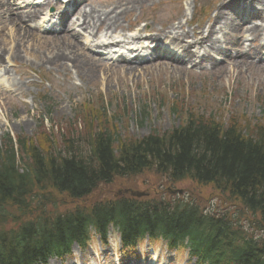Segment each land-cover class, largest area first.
Wrapping results in <instances>:
<instances>
[{
	"label": "trees",
	"instance_id": "1",
	"mask_svg": "<svg viewBox=\"0 0 264 264\" xmlns=\"http://www.w3.org/2000/svg\"><path fill=\"white\" fill-rule=\"evenodd\" d=\"M184 109L174 100L169 110L181 123L142 138L121 137L115 118L90 116L84 131L64 137L57 153L51 136L48 149L18 138L17 150L8 137L0 149V264H33L62 254L91 230L105 238L111 226L129 244L146 234L173 246L188 241L198 264H264V237L250 235L236 219L249 216L264 232V116L262 125L243 115L224 123ZM148 116L143 108L139 126ZM148 172L173 185L212 187L238 214L206 212L183 198L143 201L127 194L89 208L47 212L53 193L83 201L100 187ZM38 202L43 211L34 214Z\"/></svg>",
	"mask_w": 264,
	"mask_h": 264
},
{
	"label": "rangeland",
	"instance_id": "2",
	"mask_svg": "<svg viewBox=\"0 0 264 264\" xmlns=\"http://www.w3.org/2000/svg\"><path fill=\"white\" fill-rule=\"evenodd\" d=\"M134 1L136 0H91L82 8L101 9L120 3L124 7L121 9L125 15L121 13V19L116 26L121 25L122 31L134 21L137 24L145 22L147 27L149 26L147 31L160 34L159 31H165L173 24L186 25L192 11L202 20L190 21V26L185 31L188 32L191 28L194 31L204 29L209 24L214 9L222 2V0H142L143 6L130 5ZM185 1L189 12L180 15L181 4ZM84 9H81L82 13ZM2 11L4 12L1 13ZM257 11V15L261 17L263 13ZM3 16L6 22L2 20ZM250 23L260 24L257 21H251L249 25ZM17 26L27 30L29 34L23 37L24 33ZM0 32V60L2 62L4 58H8V62L10 61L13 66L10 77H1L0 86L8 91L17 92L15 94L20 99L28 102V105H21L0 89V147H3L9 135L14 139L34 140L41 149H48L49 144L46 142L51 136L52 142L56 141L59 149L63 150L64 136L76 137V130L82 132L90 116L104 121L99 109H105L109 117L115 116L118 119L117 129L123 138L146 137L152 130L164 133L180 122V119L172 116L169 111L174 100L184 106V113L212 115L224 123H228L236 115H243L246 120L258 118V122L255 120L252 123L263 124L261 117L264 116V90L262 91L263 85L256 80L264 77V68L249 71L239 62L232 64L230 60H222L225 62V70L221 76L220 73H212L210 70L206 72V66H203V71L195 70V73L182 65V75L177 78L171 71L173 69L170 63L167 66L153 65L145 70L138 68V72H132L130 67L109 66L90 56L88 52L83 51L81 45L69 37L65 40L52 41L47 38L49 35L45 37L39 35L22 25L21 21H14L9 6L3 4L2 0ZM16 35H19L17 40ZM242 35L243 33L238 35L239 45L231 49L233 57L240 50ZM251 45L254 48L256 43ZM75 56L95 66L96 71L86 75L89 71L83 70V67L80 69L81 67L75 64L73 60ZM238 66L239 71L236 69ZM259 73L261 76H258ZM42 97L44 101H41ZM143 107H148L149 116L143 126L139 127V114ZM169 190L183 191L184 194L180 198L201 204L206 212H228L233 215L237 211V207L227 199V196L215 192L212 187H202L192 182L173 185L154 172H148L131 181L117 180L111 186L100 187L90 198L83 201H73L66 196L53 193L51 199L54 205L48 207L56 206L60 212L77 207L89 208L98 202L117 199L124 195L125 191L146 194L148 200H169L175 197L167 195ZM48 197L49 195H45L44 199L47 200ZM32 210L38 211L35 208ZM236 219H239L238 223L247 229L250 235L255 238L264 237V232L258 229L254 219L249 216L241 218L239 214L236 215ZM107 240V243L102 245L99 238L95 237L84 249L73 246L69 256L52 259L47 264H157L159 259L156 260V257L159 254L162 259L170 255L171 264L195 262L188 256L187 250L175 251L173 254L174 252L169 251L163 241L154 242L147 237L144 238V244L135 250L120 253L119 235L112 228L109 230ZM116 257L119 259L116 260Z\"/></svg>",
	"mask_w": 264,
	"mask_h": 264
},
{
	"label": "bare ground",
	"instance_id": "3",
	"mask_svg": "<svg viewBox=\"0 0 264 264\" xmlns=\"http://www.w3.org/2000/svg\"><path fill=\"white\" fill-rule=\"evenodd\" d=\"M248 2L250 3L249 6L264 13V0H249ZM243 3V0H222L220 5H218L214 9L209 24H207L206 27H204V29L202 30H193L192 36H189V32L185 31L184 28L180 29L181 33L178 32L177 28L174 26L168 28V32L166 31L160 34L161 36L166 37L164 39L170 40V45L180 47L179 50L193 53V56H185V58L181 59L180 61H170V64H172L170 67H172L171 69H173L171 71L175 75V77L178 78L182 75V65L186 67L187 65L193 64L195 61L200 65L207 64V66L211 67L212 73H220L221 76L223 75L225 70V65L223 64L225 62H220L216 60V58L223 61L230 60L232 64H236L237 62H239L240 65L244 66L249 71L250 69L252 70L254 68H264V66L262 65L264 59V20H260L261 22L259 26H249V28H246L247 26H242L240 23H238V18L234 16L231 11L236 4ZM116 4H119L120 7H123L120 3ZM143 4L144 1L136 0L130 5L143 6ZM94 14L95 12H91L89 16H92ZM31 18L32 16H29V20H31ZM21 19L22 18L16 15L13 20H19L23 25ZM85 20L84 24L86 23ZM17 27L20 28L19 26ZM21 32L24 33L22 35L23 37H26L25 35L29 34V32L23 28L21 29ZM242 33H246L251 37H254V40H252V42L256 43V45L254 48H252V45H249L246 49H243L241 45L240 52L237 53L235 57H233L231 54V49H234L239 45L238 35L240 36ZM18 36L16 35V40L18 39ZM56 39L57 38L51 40L55 41ZM206 44L211 45V48L209 50L206 48ZM204 55H206V57ZM162 59L164 58L162 57ZM73 60L75 61V64L77 66L79 65L81 67L80 69H82L83 67V70L89 71L86 75H90L94 73V71H96V67L87 64L86 60H80L76 58V56ZM167 64L168 63H163L160 66H167ZM236 69L239 71V66ZM131 71L138 72L135 68H131ZM258 76H261V74L259 73ZM256 81L257 83H260V85H263V91L264 77L257 79Z\"/></svg>",
	"mask_w": 264,
	"mask_h": 264
},
{
	"label": "water",
	"instance_id": "4",
	"mask_svg": "<svg viewBox=\"0 0 264 264\" xmlns=\"http://www.w3.org/2000/svg\"><path fill=\"white\" fill-rule=\"evenodd\" d=\"M179 193L181 194L182 192H179ZM132 195L136 196V197H142V194H134V193H132Z\"/></svg>",
	"mask_w": 264,
	"mask_h": 264
}]
</instances>
